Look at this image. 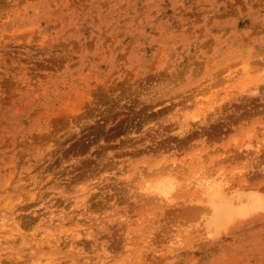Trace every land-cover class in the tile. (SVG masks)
<instances>
[{
	"label": "rangeland",
	"instance_id": "obj_1",
	"mask_svg": "<svg viewBox=\"0 0 264 264\" xmlns=\"http://www.w3.org/2000/svg\"><path fill=\"white\" fill-rule=\"evenodd\" d=\"M0 264H264V0H0Z\"/></svg>",
	"mask_w": 264,
	"mask_h": 264
},
{
	"label": "bare ground",
	"instance_id": "obj_2",
	"mask_svg": "<svg viewBox=\"0 0 264 264\" xmlns=\"http://www.w3.org/2000/svg\"><path fill=\"white\" fill-rule=\"evenodd\" d=\"M195 184L196 187L200 190L201 196L206 198L205 202L214 210L215 221L219 220V217L224 216L225 214H230L233 204L225 194L223 186L221 185V180H218V178L211 176L208 178L196 179ZM142 189L149 194L156 193L161 196H167L168 192L172 189V186L170 182L161 180L154 184L148 183ZM252 201L255 206L259 207L260 199L255 198L252 199ZM221 213L224 215H222ZM220 214L221 216H219Z\"/></svg>",
	"mask_w": 264,
	"mask_h": 264
}]
</instances>
